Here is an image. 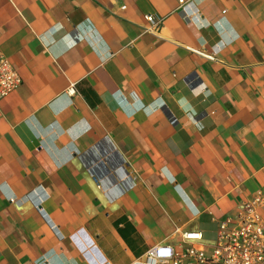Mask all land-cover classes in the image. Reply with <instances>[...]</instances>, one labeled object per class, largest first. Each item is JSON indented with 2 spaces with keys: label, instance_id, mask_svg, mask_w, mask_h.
<instances>
[{
  "label": "crops",
  "instance_id": "crops-1",
  "mask_svg": "<svg viewBox=\"0 0 264 264\" xmlns=\"http://www.w3.org/2000/svg\"><path fill=\"white\" fill-rule=\"evenodd\" d=\"M0 50V264L211 253L264 197V0H0Z\"/></svg>",
  "mask_w": 264,
  "mask_h": 264
},
{
  "label": "built area",
  "instance_id": "built-area-1",
  "mask_svg": "<svg viewBox=\"0 0 264 264\" xmlns=\"http://www.w3.org/2000/svg\"><path fill=\"white\" fill-rule=\"evenodd\" d=\"M184 3L185 0H179ZM149 30L157 29L163 18L146 16ZM21 84V76L10 59L0 50V101ZM264 203L261 192L245 201L237 216L217 222L214 249L190 244L185 250L158 243L146 253V262L153 264H264V218L258 207ZM41 204L38 205V207ZM182 242L201 240V231H181Z\"/></svg>",
  "mask_w": 264,
  "mask_h": 264
}]
</instances>
